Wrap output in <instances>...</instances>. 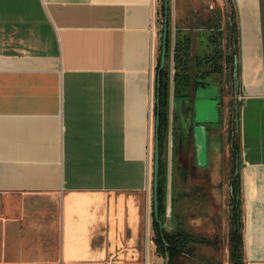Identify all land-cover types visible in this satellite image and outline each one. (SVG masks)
Segmentation results:
<instances>
[{
	"label": "crops",
	"instance_id": "obj_1",
	"mask_svg": "<svg viewBox=\"0 0 264 264\" xmlns=\"http://www.w3.org/2000/svg\"><path fill=\"white\" fill-rule=\"evenodd\" d=\"M223 2L216 8L223 47L228 26L236 30L242 264H264V0ZM157 4L0 0V264H149L156 255L150 178ZM213 10L206 0H168V119L159 161L165 212L167 171H180L178 153L189 150L187 178L181 172L186 200L177 198L176 175L172 185L173 202H180L170 228L189 233L177 258L206 251L213 259L222 247L228 264L232 97L212 77L194 113L192 94L172 96L175 34H191V54L206 51L200 20ZM192 114L206 122V148L220 131L224 167L213 159L196 165Z\"/></svg>",
	"mask_w": 264,
	"mask_h": 264
},
{
	"label": "trees",
	"instance_id": "obj_2",
	"mask_svg": "<svg viewBox=\"0 0 264 264\" xmlns=\"http://www.w3.org/2000/svg\"><path fill=\"white\" fill-rule=\"evenodd\" d=\"M213 16L200 20L206 32L202 33L205 38L206 51L197 54H191L190 42L191 34L189 32H176L172 48L173 74H172V96L173 98L189 97L193 91L200 86L209 83L208 79L213 78V82L220 85H230L233 56L236 54V30L231 25L228 26L226 38H228L226 47H223V32L220 29V15L217 10L212 11ZM230 17H233L231 9ZM158 15V45L155 70L158 63L159 42H160V24L162 17L161 0L157 4ZM168 39H166V53L164 66L159 70L158 81V156L160 155L161 140L164 138L167 129V90H168V72L166 67L168 53ZM155 78V71H154ZM155 110V108H154ZM230 133L231 142L230 151L234 155L238 151V136L236 133ZM179 165V164H178ZM184 169L182 164L179 165ZM162 166L158 160V184H157V211L158 219L162 223L164 218V176L161 174ZM230 195L227 200L228 207V264H242V222L240 212L239 185L238 176H233L230 181ZM170 215H172V189H169ZM152 216V213H151ZM163 224V223H162ZM152 241L156 255L163 258L162 264H175L181 248L189 242V233L183 227H177L174 231L158 230L156 223L152 218Z\"/></svg>",
	"mask_w": 264,
	"mask_h": 264
},
{
	"label": "water",
	"instance_id": "obj_3",
	"mask_svg": "<svg viewBox=\"0 0 264 264\" xmlns=\"http://www.w3.org/2000/svg\"><path fill=\"white\" fill-rule=\"evenodd\" d=\"M162 6V17L160 24V42H159V55H158V63L155 70V78H154V117H153V136H152V164H151V178H150V186H151V213L153 221L156 223L158 230L164 227V225L158 219V211H157V184H158V81H159V70L164 66L165 62V53H166V39H167V18H168V0H161ZM159 22V21H158ZM159 24V23H158ZM159 30V26H158ZM218 87L222 85L218 84ZM219 89V88H218ZM202 90L201 86L197 87L193 93L192 100V112L196 110L201 104V100L199 97V92ZM237 91H238V76H237V57L233 56L232 63V71H231V94H232V114L233 120L237 119L238 106L240 105V101L237 100ZM219 94L213 96L212 100H215L217 104L219 98L217 97ZM205 120L200 118V115L192 114L191 116V133H192V142L194 145V152L196 158V165L200 166L204 163V154H205ZM236 166L234 167V172L237 171L238 159H235ZM170 205L168 202V209L164 212L165 217L170 216Z\"/></svg>",
	"mask_w": 264,
	"mask_h": 264
},
{
	"label": "rangeland",
	"instance_id": "obj_4",
	"mask_svg": "<svg viewBox=\"0 0 264 264\" xmlns=\"http://www.w3.org/2000/svg\"><path fill=\"white\" fill-rule=\"evenodd\" d=\"M224 0H206L207 4H210L215 10L216 8H221L222 6H224ZM213 96L216 94V91L215 89L213 90ZM224 93V96H230L232 97V94H231V87L230 85H226V88L225 90L223 91ZM232 101V100H231ZM213 103H215V100H212ZM231 114H232V109H231ZM217 125V123H208L206 126H210V127H215ZM207 133V132H206ZM213 134L215 135L213 138H212V141L210 142V144L208 145V147L206 148V142H205V150H206V153L208 151L207 154H204V163H202L200 166V168H204V167H208L209 165V162L210 160L209 159H213V163H214V166L217 167V168H221V167H224L225 166V156L224 154H222V152H224V149H222V145H221V139H220V131L217 129V132L216 130L213 132ZM166 151V149H165ZM184 152V149L181 150L179 153H178V160L179 162H181V164L183 165V167H185L186 169H190L191 168V164L189 162V150H187V153L185 152V154L183 153ZM231 153V152H230ZM184 168L185 172L187 173L186 174V178L188 176V173L189 171H186V169ZM183 171V169H180V171L178 170H173V168L170 170V175L169 174V170L167 171V188H168V178L170 177V185H169V189L171 187L172 189V196H175V199H176V194H174L173 192V178H174V175L177 176V179H178V182L181 183V192L177 195V198L181 197L182 198V201L183 200H186L185 198L188 197V190L184 187V177L181 176V172ZM178 172V174L176 173ZM183 181V182H182ZM186 190H185V189ZM186 193V194H185ZM184 194L186 196H184ZM185 197V198H184ZM227 197V195H226ZM173 200H174V197H173ZM215 201V205L220 206V202H218L217 199H214ZM180 202V199H177V201L173 202L172 201V206L177 203L179 204ZM221 207V206H220ZM170 212V211H169ZM219 217H220V213H219ZM165 229L166 230H170V226H171V223L169 222V219H171V217H165ZM217 221H221L220 218H218V220L216 219V221H214L215 223H218ZM218 251H216V254L214 256V258L212 259V257L210 255H206L205 252L206 251H202L201 255H198V257H194V256H189V255H186V256H180L179 258L176 259V262L175 264H205V262L208 260L211 261V260H215V263L216 264H227V257H226V254L224 252V249L221 247L220 249H216ZM209 251V250H208ZM163 263V258L162 257H159V256H154V257H149V264H161Z\"/></svg>",
	"mask_w": 264,
	"mask_h": 264
},
{
	"label": "flooded vegetation",
	"instance_id": "obj_5",
	"mask_svg": "<svg viewBox=\"0 0 264 264\" xmlns=\"http://www.w3.org/2000/svg\"><path fill=\"white\" fill-rule=\"evenodd\" d=\"M238 118V117H237ZM236 127H237V119H236V121H234L233 120V114H231V117H230V120L228 121V129H227V131H226V133H225V137H226V140H227V143H228V145H229V147H231V142H230V138H229V135H230V133L228 132V130L231 132V133H236ZM231 136V135H230ZM235 155H236V153L233 155V163H234V165H233V174H232V176L230 177V181H231V179H232V177L233 176H236L237 175V171L236 172H234V167L236 166V164H235ZM230 183V182H229ZM228 183V185H229V195H230V184ZM229 195H228V197H229Z\"/></svg>",
	"mask_w": 264,
	"mask_h": 264
}]
</instances>
